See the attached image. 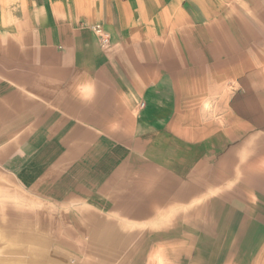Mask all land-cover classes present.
Wrapping results in <instances>:
<instances>
[{"label":"rangeland","instance_id":"rangeland-1","mask_svg":"<svg viewBox=\"0 0 264 264\" xmlns=\"http://www.w3.org/2000/svg\"><path fill=\"white\" fill-rule=\"evenodd\" d=\"M243 9L226 12V17L257 21L256 28L236 30L242 40V58L247 59L242 60L241 72L257 69L250 78L254 83L241 87V108L236 111L261 130L250 128L243 120L228 126L233 114L224 109L226 139L233 133L235 138L231 145L226 143V150L237 151L235 167L239 171L233 173V168L228 171L226 167L223 191L206 188L201 175L191 184L185 182L183 170L178 174L175 169L144 161L143 157L159 161L160 150L150 147L154 143L134 125H126V130L113 125L110 135L104 124L73 123L81 116L89 117V112L80 114L82 108H73L76 103L68 101L59 110L64 112L62 116L49 109L43 119L39 117L42 124L31 126L23 123V113L13 117L0 103V230L9 219L6 214L11 219L21 217L25 205L32 222L45 223L43 227L39 224L37 234L40 238L44 234L48 252L62 254L69 264H86L90 257L87 264H264V12L251 14ZM11 51V60L7 55L0 66L15 72L22 83L29 72L57 79L60 62L51 52L40 55V50L29 46L27 52L32 56L27 57L19 43ZM251 53L257 56L256 62L248 60ZM65 74H69L66 80L75 74L73 83L79 87L82 77L76 75L77 70ZM5 84L7 80L0 83L1 91ZM236 89V77H226V102ZM213 91L200 92L205 107L193 111L205 120L219 121L221 110L212 104L217 96ZM0 96L8 97V91ZM104 104L99 102L97 121L106 111ZM248 104L250 108H245ZM115 110L110 107L108 112ZM198 127L204 131L212 124ZM25 166L33 171L26 188L5 171H23ZM86 228L96 230L91 236L97 239L93 246L86 241ZM20 256L26 259L21 264H32L29 252L15 254L0 235V264H20L15 262Z\"/></svg>","mask_w":264,"mask_h":264},{"label":"crops","instance_id":"crops-1","mask_svg":"<svg viewBox=\"0 0 264 264\" xmlns=\"http://www.w3.org/2000/svg\"><path fill=\"white\" fill-rule=\"evenodd\" d=\"M240 7L251 14L263 13L264 0H0V62L7 60V55L11 60L16 43L27 54L33 46L40 55L51 52L60 62L57 79L42 70L43 76L29 72L23 83L15 72L0 66V83L7 80L0 92L8 91V97L0 96V103L13 117L23 113V123L31 126L42 124L39 117L43 119L49 109L62 116L64 112L59 110L65 109L68 101L76 103L73 108H82L80 114L89 112V117L81 116L73 123L104 124L109 126L104 131L110 135L113 125L122 126L121 130L134 125L154 143L150 147L160 150L159 161L143 157L144 161L175 169L178 174L183 170L185 182L191 184L201 175L206 188L223 191L226 167L228 171L233 168V173L239 171L235 167L237 151L231 147L226 150V143L231 145L235 138L233 133L226 139L224 109L233 114L228 126L243 120L250 128L261 130L236 111L241 108V87L254 83L250 78L256 76L252 73L257 69L241 72L242 60L247 59L241 54L240 29L256 28L257 21L228 20L226 12H240ZM97 26L107 34L108 44L102 43ZM251 54L248 60L256 62L257 56ZM38 58L44 60L43 56ZM66 70H77L76 75L82 77L79 87L73 83L75 74L72 80L65 79L69 76ZM226 77H236L237 84L227 102ZM211 89L217 95L212 104L221 110L219 121L212 117L205 120L193 111L204 109L199 93H210ZM100 101L105 102L106 111L97 121ZM110 107L116 109L114 113L108 112ZM200 124L212 127L203 131ZM5 171L25 188L32 179L31 166ZM6 215L9 219L0 235L15 254L29 252L32 264H69L62 254L48 252L44 234L41 238L37 234L45 223L32 222L25 205L21 217ZM86 232V241L93 246L97 239L91 236L96 230L86 228ZM98 243L107 247L104 241ZM21 258L15 262L26 261Z\"/></svg>","mask_w":264,"mask_h":264},{"label":"built area","instance_id":"built-area-1","mask_svg":"<svg viewBox=\"0 0 264 264\" xmlns=\"http://www.w3.org/2000/svg\"><path fill=\"white\" fill-rule=\"evenodd\" d=\"M95 31H96V33L99 35V37H100L102 43H103L104 45L108 44V42H109V38H108L107 34L104 33L103 28L100 27V26H97V27L95 28Z\"/></svg>","mask_w":264,"mask_h":264}]
</instances>
